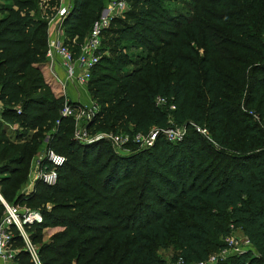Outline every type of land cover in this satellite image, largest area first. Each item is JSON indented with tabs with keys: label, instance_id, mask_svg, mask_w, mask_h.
I'll use <instances>...</instances> for the list:
<instances>
[{
	"label": "trees",
	"instance_id": "16d2710c",
	"mask_svg": "<svg viewBox=\"0 0 264 264\" xmlns=\"http://www.w3.org/2000/svg\"><path fill=\"white\" fill-rule=\"evenodd\" d=\"M179 1L174 10L136 0L131 21L115 19L104 34L88 84L100 106L89 130L132 138L186 130L179 144L160 136L126 155L108 140L76 142L63 98L36 67L47 62L61 0L0 5V195L41 212L26 230L42 264H163L158 252L172 245L184 264H198L233 228L254 252L220 264H264V0ZM107 2L73 0L62 30L75 54ZM43 145L67 162L56 186L23 193ZM4 214L0 199V222ZM54 228L63 230L44 242ZM15 234L16 264H33Z\"/></svg>",
	"mask_w": 264,
	"mask_h": 264
},
{
	"label": "built area",
	"instance_id": "2783aa9c",
	"mask_svg": "<svg viewBox=\"0 0 264 264\" xmlns=\"http://www.w3.org/2000/svg\"><path fill=\"white\" fill-rule=\"evenodd\" d=\"M128 9V0H108L102 16L93 24L87 39L80 45L78 54H75L65 43L62 25L68 13L62 16L58 24L57 36L49 43L46 58L51 63H56L58 60L61 63L66 74L65 88L70 86L74 88L76 86L78 90L87 93L92 73L102 57L100 52L104 34L109 30L112 22L126 13ZM66 96L67 94L63 97ZM158 103L165 104L167 102L159 100ZM174 108L172 107V109ZM1 112L2 109L0 110V116ZM97 113V107L92 108L77 102L71 103L70 100H67L64 102L61 116L63 118L74 119V140L82 145H90L100 140H108L112 146L118 148L122 147L125 149L130 144H133L138 146L139 149H151L155 146L160 136H163L171 143L179 144L184 140L186 135L184 128L153 129L147 136L138 135L133 138L122 133L117 135L101 132L94 134L89 130L88 125ZM256 119L258 118L256 117ZM17 128V126L14 127V129ZM201 133L208 137L207 130H202ZM66 162V157L49 149L45 157L36 160L30 176L34 175L39 182L54 187L59 180V170ZM31 190H33L32 187H30L29 191ZM2 202L5 207V214L3 220L0 222V264H16L15 261L21 250L14 246L15 230H17L19 236L22 238L25 246L24 250L29 252L33 264H42L39 257V248L32 242L30 234L26 230V226L42 222L41 212L18 205H10L4 200ZM224 242L225 247L220 253L212 255L208 261L198 264H220L229 258L240 256L250 251L254 252L250 241L240 229L233 228L231 235L226 237ZM176 264H184V262L180 259Z\"/></svg>",
	"mask_w": 264,
	"mask_h": 264
},
{
	"label": "rangeland",
	"instance_id": "374dc122",
	"mask_svg": "<svg viewBox=\"0 0 264 264\" xmlns=\"http://www.w3.org/2000/svg\"><path fill=\"white\" fill-rule=\"evenodd\" d=\"M135 2H136V0H129V9H128V11L126 13H124L119 18H121L122 20H125V21L126 20L127 21L128 20L131 21V18L129 16V14L131 12H134L135 10H138V7H136ZM180 2L181 1H179V0H164L165 6L167 8H169V9H174V10H175V8H182V5L180 4ZM10 4H11V0H0V5L9 6ZM72 6H73V0H61V4H60L59 9H58V14H57V16L54 19L50 20L49 27H50L52 22H57V24H59V22L61 21L62 16L67 14V13H69L71 11V9H72ZM44 9H45V7H44ZM50 33L51 32L49 31V34ZM51 40H53V39H51V37H50V41ZM195 46L198 47V43L195 42ZM199 50H200V55L202 56L204 51L202 49H199ZM129 54L131 56H135L136 57L138 52L130 51ZM130 70H132V67L127 68L126 72H128ZM73 89L74 90H72L70 93H68L69 95H67L66 97H63L64 102L67 101V100H70L71 103H74V102L75 103L76 102L79 103V101H81L82 105L89 106V107H92V108L97 107L98 110H100V106L99 107L97 106L98 105V100L96 99L95 95L93 94V91H91V86H90V89L88 87V89H87L88 91H87V93H85V98L84 99H82L80 97L79 90L77 89L76 86ZM122 134L124 135L125 133H122ZM52 136H53L52 132H47V137H46L47 144H49L50 138ZM113 148H114V150L117 153H120L122 155L129 154L127 152V150L122 148V147L118 148V147H114L113 146ZM48 150H49V148L46 145H43V148L32 158L31 163H30V173H31V170H32L36 160L41 158V157H45V154H46V152ZM141 150H146V149H141ZM30 175L31 174L28 175L29 176L28 182L24 185L23 193L27 192L26 194H30L33 191H35L36 185L39 183V181L36 179V177L34 175H32V177ZM30 187H32L33 190L29 191ZM59 232H62V230H59V229L58 230H52L51 229V230H49L47 232L44 231V233H43L44 234V242H49L50 239L52 238V236L57 234V233H59ZM221 250H223V248L222 249L213 250L212 255H217L218 253H220ZM178 254H179L178 250L174 247V245H172V246H169L167 249L159 250L158 257L161 259L163 264H176L180 260Z\"/></svg>",
	"mask_w": 264,
	"mask_h": 264
},
{
	"label": "crops",
	"instance_id": "0c3cea01",
	"mask_svg": "<svg viewBox=\"0 0 264 264\" xmlns=\"http://www.w3.org/2000/svg\"><path fill=\"white\" fill-rule=\"evenodd\" d=\"M11 5V4H10ZM1 9L2 7L0 6V19L3 17V15L1 14ZM58 24L57 22H52L49 28L50 33V37L51 39H55L56 37V33H57V29H58ZM36 67H38L45 78L46 83L51 87L53 93H55V95L60 98L63 97L65 94L69 95L68 93H70L73 89V87H68L65 88L64 86V82L66 80V74L64 71V68L62 67L61 63L58 61H56V63H51L49 61L36 65ZM72 94V93H71ZM79 95L82 99L85 98V93H83L81 90H79ZM80 104H82L81 101H79ZM1 106H0V110H1ZM63 230L62 228H54L52 230ZM51 229H46L45 232L49 231Z\"/></svg>",
	"mask_w": 264,
	"mask_h": 264
},
{
	"label": "water",
	"instance_id": "95a60500",
	"mask_svg": "<svg viewBox=\"0 0 264 264\" xmlns=\"http://www.w3.org/2000/svg\"><path fill=\"white\" fill-rule=\"evenodd\" d=\"M0 199L3 200L2 197H1V195H0Z\"/></svg>",
	"mask_w": 264,
	"mask_h": 264
}]
</instances>
